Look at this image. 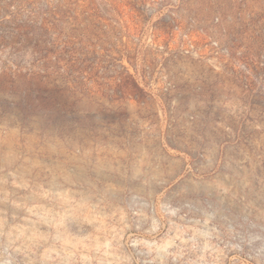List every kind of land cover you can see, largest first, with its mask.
<instances>
[{
    "label": "rangeland",
    "instance_id": "374dc122",
    "mask_svg": "<svg viewBox=\"0 0 264 264\" xmlns=\"http://www.w3.org/2000/svg\"><path fill=\"white\" fill-rule=\"evenodd\" d=\"M0 264H264V0H0Z\"/></svg>",
    "mask_w": 264,
    "mask_h": 264
}]
</instances>
